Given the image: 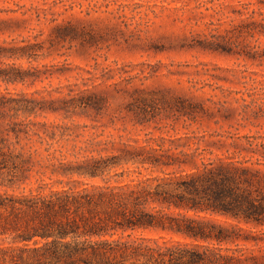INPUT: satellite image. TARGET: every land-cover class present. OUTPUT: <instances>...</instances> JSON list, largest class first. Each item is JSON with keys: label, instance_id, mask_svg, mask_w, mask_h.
I'll return each instance as SVG.
<instances>
[{"label": "rangeland", "instance_id": "obj_1", "mask_svg": "<svg viewBox=\"0 0 264 264\" xmlns=\"http://www.w3.org/2000/svg\"><path fill=\"white\" fill-rule=\"evenodd\" d=\"M247 2L0 0V45H33L38 57L5 61L37 67L43 80L0 84V92L45 101L36 116L17 119L34 133L21 141L32 153L33 168L17 192L36 193L42 186L47 194L82 183L103 184L68 174L66 168L85 158L118 155L125 145L170 149L169 154L190 162L180 169L185 171L219 160L264 170V67L244 56L249 49L235 30L249 17ZM59 25H71L76 33L61 39ZM86 89L104 98L103 110L61 109L59 99ZM136 90L156 92L159 98L160 105L148 109L145 119L131 109ZM177 98L198 104V113L188 117L162 108ZM51 99L55 104L49 105ZM124 170L125 182L163 176L133 166L110 175ZM256 231L221 246L223 254L240 258L235 264H264V228ZM144 236L160 243L172 239Z\"/></svg>", "mask_w": 264, "mask_h": 264}, {"label": "trees", "instance_id": "obj_2", "mask_svg": "<svg viewBox=\"0 0 264 264\" xmlns=\"http://www.w3.org/2000/svg\"><path fill=\"white\" fill-rule=\"evenodd\" d=\"M247 1L243 5L249 17L235 30L249 49L244 56L264 67V44H260L264 0ZM55 29L61 39L76 33L71 25ZM13 58L38 59L33 45H0V84L43 81L37 67L25 69L5 61ZM135 94L131 109L143 119L148 109L160 105L156 92L136 90ZM68 97L58 100L65 112L105 107L104 98L87 89ZM55 102L51 99L49 105ZM43 104L25 93L0 92V264H235L241 259L223 254L221 246L246 240L243 234L264 228V170L222 160L180 170L190 162L169 154L170 149L125 145L118 155L85 158L66 168L68 174L100 179L103 184L82 183L47 194L42 186L36 193L17 192L33 168L32 153L21 141L34 135L28 123L17 119L36 116L45 110ZM164 105L188 117L199 109L198 104L180 98ZM126 166L158 170L163 176L125 182V170L110 175ZM169 169L174 171L166 173ZM219 217L226 222L218 221ZM144 234L172 239L160 243Z\"/></svg>", "mask_w": 264, "mask_h": 264}]
</instances>
